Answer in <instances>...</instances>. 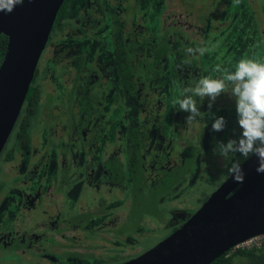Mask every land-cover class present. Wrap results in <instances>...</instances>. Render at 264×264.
<instances>
[{
	"label": "flooded vegetation",
	"instance_id": "flooded-vegetation-1",
	"mask_svg": "<svg viewBox=\"0 0 264 264\" xmlns=\"http://www.w3.org/2000/svg\"><path fill=\"white\" fill-rule=\"evenodd\" d=\"M237 1H63L0 152V264L133 262L264 145V66L221 67L264 58V0Z\"/></svg>",
	"mask_w": 264,
	"mask_h": 264
},
{
	"label": "water",
	"instance_id": "water-1",
	"mask_svg": "<svg viewBox=\"0 0 264 264\" xmlns=\"http://www.w3.org/2000/svg\"><path fill=\"white\" fill-rule=\"evenodd\" d=\"M64 0H0V152L32 82ZM264 234V145L173 234L127 264H210Z\"/></svg>",
	"mask_w": 264,
	"mask_h": 264
},
{
	"label": "rangeland",
	"instance_id": "rangeland-1",
	"mask_svg": "<svg viewBox=\"0 0 264 264\" xmlns=\"http://www.w3.org/2000/svg\"><path fill=\"white\" fill-rule=\"evenodd\" d=\"M242 1H244V0H242ZM259 2L263 4L262 0H260ZM239 3H240V1L233 0L229 12L230 13L237 12L236 5ZM241 14L242 15H240V16L242 18V27L243 28L246 26L249 27L250 25L254 24V22L252 21L253 18L250 17L249 14H247V15H244V13H241ZM232 32L234 34L238 33L236 30H233ZM249 32H251V30ZM259 44H260L259 41H252L251 47L247 48L248 50H250V54H246L241 59L237 58L235 51L230 52V50L228 49L229 46L225 50H224V48L223 49L221 48V67H223L225 64L228 66L231 65L230 70H229L230 73H236V72L245 73V79L247 80V78H248L252 84H256L258 81H260L259 80L260 79L259 71H261V70L258 67L261 65V68H263V66H264V58L262 55V49H260ZM218 57H219V55H218ZM223 70H224V68H223ZM223 70H221V74H223ZM243 70H245L247 72H245ZM207 74L212 77V76H215L217 73H214V72L212 73V70H211ZM221 74L218 77H221ZM256 85H258V84H256ZM232 111L234 113V117H237V116H235V115H237V112L234 109H232ZM228 116H230L229 113H228L227 117ZM32 131H34V130H32ZM225 173H226V168L222 174L220 173V177L225 175ZM199 185H200V183H199ZM208 190H209L208 187H199V189H195L193 192H191L189 194L190 198L188 197V199H187L188 204H194L195 202H197L198 197L195 195H199L202 197L208 192ZM133 215H134L133 213L129 214L128 212H126V214L123 216V219H124L123 223H125L124 225L128 226V221L133 218ZM158 233H159V230H157L155 232L154 236H157ZM154 239H157V237L153 238L152 241ZM139 243L141 244V242H139ZM142 244H146V243L144 242ZM232 264H245V260L243 258H236V260Z\"/></svg>",
	"mask_w": 264,
	"mask_h": 264
},
{
	"label": "trees",
	"instance_id": "trees-1",
	"mask_svg": "<svg viewBox=\"0 0 264 264\" xmlns=\"http://www.w3.org/2000/svg\"><path fill=\"white\" fill-rule=\"evenodd\" d=\"M6 46L7 38L3 34H0V60L3 59ZM28 90L26 98L29 99L32 87L30 86ZM235 258H243L245 260V264H264V242L258 247L252 246L250 248H233L218 257L215 260V264H232Z\"/></svg>",
	"mask_w": 264,
	"mask_h": 264
},
{
	"label": "built area",
	"instance_id": "built-area-1",
	"mask_svg": "<svg viewBox=\"0 0 264 264\" xmlns=\"http://www.w3.org/2000/svg\"><path fill=\"white\" fill-rule=\"evenodd\" d=\"M263 242H264V234H261V235L250 238L249 240L239 244L235 248H239V247L248 248L252 246H259Z\"/></svg>",
	"mask_w": 264,
	"mask_h": 264
}]
</instances>
